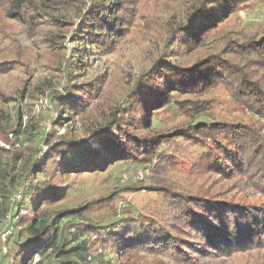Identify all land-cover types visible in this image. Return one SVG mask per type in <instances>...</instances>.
<instances>
[{
    "label": "trees",
    "instance_id": "trees-1",
    "mask_svg": "<svg viewBox=\"0 0 264 264\" xmlns=\"http://www.w3.org/2000/svg\"><path fill=\"white\" fill-rule=\"evenodd\" d=\"M151 1L152 14L143 16L138 0H0V32L9 29L11 22L37 36L48 34L44 27L61 31V25L73 23L60 13L74 9L77 22L67 33L73 46L67 54L64 51L65 59L62 56L71 77L93 60L92 49L103 58L126 51L133 56L142 53L152 63L134 88L111 106L103 101L107 93L101 83L92 80L80 85L67 82L64 95L54 93L57 124L81 115L91 122L98 119L99 128L83 139L40 140L48 146L46 154L19 166L24 174L21 180L28 178L21 181L18 197L11 202L7 194L15 185L12 171L23 154L0 147V194L5 198L1 215H9L3 230L14 221L20 227L9 230L0 241V264H85L86 244L75 234L70 242L76 244L69 246L62 220L82 213L88 205L49 212L66 200L71 189L68 179L130 165L151 171L153 178L149 186L131 190L158 194L169 203L171 213L162 221L127 216L116 227L117 222L85 223L83 231L96 233L98 245L116 264H129L141 252L168 256L177 264L234 261V256L255 251L260 259L264 256V28L243 39L235 33L215 36L222 27L219 23L249 8L254 0ZM51 36L48 42L55 48L59 42L53 40L65 37ZM197 47L200 57L187 64L174 61V56L184 57ZM15 55L9 61L13 69L24 64L22 53ZM0 72L8 73L9 67L0 65ZM209 88L225 90L238 106L258 116L263 123L260 130L241 122L199 121L206 100L190 101L189 96H202ZM10 99L0 89V100ZM171 105L196 110L198 114L191 116L194 123L155 133L153 115ZM3 122L0 108L5 136L8 131L21 132L3 127ZM175 139L201 142L198 173L232 185L222 190L201 181L183 187L171 184L162 164L173 162L167 148Z\"/></svg>",
    "mask_w": 264,
    "mask_h": 264
},
{
    "label": "rangeland",
    "instance_id": "rangeland-1",
    "mask_svg": "<svg viewBox=\"0 0 264 264\" xmlns=\"http://www.w3.org/2000/svg\"><path fill=\"white\" fill-rule=\"evenodd\" d=\"M138 5L143 16L152 14L154 3L151 0H138ZM59 8L62 9L61 7ZM60 14L66 18V21H72L73 23L71 25H61L63 28L61 31L44 27L43 29L48 34L42 32L37 36L25 30L20 23L11 22L9 29L0 32V65L6 64L9 67L8 73L1 74L0 72V89L7 95L12 96V99L8 101L0 100V108L2 109L4 120L2 126L5 128L9 127L11 130L20 129L21 131L19 133L8 131L5 136L4 130L0 129V147L5 151L16 150L23 154V158L12 171L15 176V185L13 184V191L7 194L9 197L7 199L8 202H11L13 198L17 199L18 192L21 190V181L28 178L25 176L21 180L24 174L19 171V166L23 162L30 163L33 158L43 157L46 154L48 146L45 143L41 144L40 140L47 138L49 142L52 140L59 141L61 137L83 139L91 131L99 128V124L96 122L98 119L91 122V120L88 121L85 118H81V115L70 117L68 120H61L57 124V109L52 98L54 93L64 95L63 87L67 82L68 84L80 85L85 81L92 80L93 82L101 83L102 89H105L107 93L103 101H106L111 106L118 99L117 97L125 94L126 91L130 92L134 88L140 74L150 70L152 67L151 57L142 53H139L138 56H133L126 51L121 55H111L103 58L93 52L92 49L90 51L93 60L89 61L88 66L84 70L77 72L71 77L63 62V58H66L65 53L67 54L73 46L68 40L69 34L67 33L74 28L77 20L73 8L67 12L62 11ZM218 27L221 28L215 36L224 33H235L240 39L263 30L264 0H254V3L249 8H243L235 12L225 22L219 23ZM55 33L65 35L63 38H55L53 40L63 45L62 47L58 46V43L55 44V48L53 44L48 42V40L52 41L51 34L55 35ZM212 38L210 37L206 41L210 42ZM16 51L22 53L24 64L15 66L13 69L9 61L16 59ZM200 54V48L197 47L184 57L174 56L175 58L177 57L174 61L178 64H187L200 57ZM68 78H70L69 81ZM189 99L190 101L199 100L200 102L206 100L202 104L203 115H197L199 121L203 120L206 123L218 120L228 123L241 122L258 130L263 124L258 116L246 108L238 106L230 94L220 88H209L202 96L191 95ZM193 114L198 113L196 110L184 111L171 105L164 109H159V111L157 110V113L153 115L151 124L155 133H167L175 127L193 124L195 121L191 117ZM17 115L20 119H17ZM97 115L95 114V116ZM18 124H21L20 127H18ZM6 141H10V143ZM201 145V142L195 145V141L187 139L172 140L167 151L171 153L173 162L164 161L162 164L167 179L177 187L189 186L196 183L194 181H201L206 182V185L211 184L216 189H228L232 182L227 183V180L225 182L220 181L216 176L209 174L210 177L207 179L198 173L196 167L200 163ZM141 171H143V168L130 165L114 168L99 174L76 176L68 179L71 183V189L66 200L49 213L58 209L74 210L84 204L88 205V208L82 213L71 214L62 220L63 227L67 226L65 232L68 245L76 244V241H73L74 243L70 242V239L75 234L78 236L79 242L86 244L87 259L84 261L85 264H116L108 251L98 245L97 234L83 231L85 223L105 226L110 222H117L127 216L136 218L155 217L159 221L170 217L169 203L163 197L144 189L131 190L133 187L144 188L152 183L151 171H143L144 175L139 178L138 172ZM160 176L161 174H158L156 177L160 178ZM110 195H112V198L107 200ZM3 196H5L4 193ZM101 198L104 199L100 200ZM4 199L0 194V241H4L9 230L20 229L14 221L11 227L8 226L9 230H3L7 225V219H9V215L3 217L1 215ZM119 223L120 221L115 224V227ZM2 253H4L3 249ZM2 255L0 254V257ZM243 255L234 256V261L237 263L232 259L223 258L224 260H219L221 261L220 263L215 261L208 264H264V256L260 259L261 254H257L256 251L247 256ZM128 263L177 264L168 256L156 257L145 252L130 258ZM118 264L121 263L118 262Z\"/></svg>",
    "mask_w": 264,
    "mask_h": 264
},
{
    "label": "built area",
    "instance_id": "built-area-1",
    "mask_svg": "<svg viewBox=\"0 0 264 264\" xmlns=\"http://www.w3.org/2000/svg\"><path fill=\"white\" fill-rule=\"evenodd\" d=\"M143 173H144L143 171L138 172V176H139V178H142V176L144 175Z\"/></svg>",
    "mask_w": 264,
    "mask_h": 264
}]
</instances>
